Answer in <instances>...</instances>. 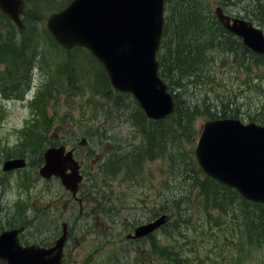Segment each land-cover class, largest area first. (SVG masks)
I'll use <instances>...</instances> for the list:
<instances>
[{
    "label": "rangeland",
    "instance_id": "obj_1",
    "mask_svg": "<svg viewBox=\"0 0 264 264\" xmlns=\"http://www.w3.org/2000/svg\"><path fill=\"white\" fill-rule=\"evenodd\" d=\"M64 1L33 0V11L26 18L28 27L20 31L19 39L14 26L0 15V46L12 38H16L11 41L16 45L26 42V46L31 47H20L23 50L19 57H11L18 61L11 62L16 64L25 59L32 65L29 71L18 76L20 69L17 75L14 68L0 60L3 85L23 79L17 86L20 92L8 95L0 92V161L7 154L23 153L31 161V166L23 173H1L0 208L3 212L16 219L19 218L17 211L28 212L29 216L37 212L43 199L44 203L57 197L64 200L51 210L58 231H61V222L67 220L70 229L78 234V238L73 239L75 247L69 264H148V259L152 258H158L159 264H177L179 255L186 259V264L211 261L214 264H264V208L238 200L235 205L207 209L203 207L207 196H201L196 187L184 206L171 203L168 197L181 188L183 181L178 173L181 168L173 169L171 158L165 156L170 151L146 161L143 168L128 178L122 172L107 178L100 173L99 166L107 161L106 156L112 152L119 157L135 150L143 151L145 146L141 149L137 146L141 147L146 137L124 116L135 110L127 96L121 95L119 102L109 105L99 93L102 83L98 70L103 68L88 52L81 50V56L76 57L79 60L69 68L68 53L52 44L45 30V19ZM216 3L244 16L254 9L253 18L262 20L260 24L264 27V0H211L214 9ZM2 55L1 51L0 57ZM215 55L208 70L207 67L202 69L201 82H188L185 77L179 79L182 84L179 93L183 89L181 96L198 104L199 109L194 116L197 126L191 125L192 133L183 142L187 150L195 149L198 128L210 117L208 110L201 109L206 108V101L220 98L221 105H212L218 114L224 100L229 103L228 114L236 111L246 122L264 120V64L249 63L243 70H236L230 63L231 56L221 52ZM8 91L16 92L11 88ZM41 91L44 92L40 94ZM229 96L235 100H230ZM28 123L32 127L26 130L23 126ZM90 135L94 140L92 147L78 148L77 155L84 159V170L95 187H88L90 194L84 201L85 212L80 214L78 203L74 209L72 205L71 210L67 209L69 196L60 181L40 179L36 168L51 143H66L69 147V142L73 145L82 136ZM96 147L98 152L94 150ZM192 155L195 158V153ZM187 193L188 190L182 194ZM163 211L172 216L165 228L141 241L125 238L137 223ZM51 224L54 225L50 216L40 226L48 230ZM170 249L171 253L177 250L175 259L167 256Z\"/></svg>",
    "mask_w": 264,
    "mask_h": 264
},
{
    "label": "water",
    "instance_id": "obj_2",
    "mask_svg": "<svg viewBox=\"0 0 264 264\" xmlns=\"http://www.w3.org/2000/svg\"><path fill=\"white\" fill-rule=\"evenodd\" d=\"M20 24L18 11L10 0H0ZM217 15L227 28L242 36L247 46L264 53V35L249 21L232 18L218 7ZM163 0H73L47 21L59 41L72 47L87 46L105 64L112 84L131 91L150 118H162L173 109L171 95L157 73L156 50L163 27ZM232 21V23H231ZM197 157L203 169L222 183L236 187L246 198L264 202V126L244 125L237 119H215L204 124ZM24 159H9L4 168L24 166ZM73 151L50 147L45 151L41 173L56 174L74 193L82 176ZM67 169H71L67 172ZM167 215L136 229V236L147 234L167 221ZM63 240L58 241V247ZM60 245V246H59ZM36 257L35 248L22 251L9 264H59L60 253Z\"/></svg>",
    "mask_w": 264,
    "mask_h": 264
},
{
    "label": "trees",
    "instance_id": "obj_3",
    "mask_svg": "<svg viewBox=\"0 0 264 264\" xmlns=\"http://www.w3.org/2000/svg\"><path fill=\"white\" fill-rule=\"evenodd\" d=\"M165 4L167 17L162 48L159 51L160 72L174 93L176 111L171 117L164 120L154 121L148 119L131 95L122 94L114 90L109 83L105 70H98L100 74H98V79L100 78L99 80L102 83V87L100 88L99 86V93L108 100L109 105L112 102H119L121 95L127 96L135 107V110L124 114V116L134 126H137L138 130L143 132V135L146 137L144 142H142V146H137L139 149L145 146L143 151L135 150L119 157H115L113 155L115 153L113 152L110 153L104 165H100V173L105 178L116 176L120 172H123L127 177H131L134 172L144 167L147 159H154L163 153L165 154L166 151H170V154L166 153L165 156L171 158L173 169L181 168L178 173L182 176L183 181L181 188L178 187V190H175V193L168 197L173 201L171 203L176 206H184L187 197H189L196 187L201 196H207L206 198L209 202L206 200L203 204V207L207 209L212 208V206L235 205L238 200L245 201L235 190L223 186L209 177H205L199 181L198 185L194 184L196 178H200L202 171L192 154H189L183 148L182 142L184 138L192 133L191 129L193 127L191 125L197 113L198 104L190 103L188 99L181 96L183 89L179 93L178 88L182 86L179 79L185 77V79H188V82H201V79L204 78L199 76L202 69L207 67L208 70L210 65V54L208 55L210 49L214 50L216 48V51L228 49V52L237 59H241L246 67L249 63L264 64V55L252 53L243 46L239 39L233 38L230 32L225 31L219 26L212 12L211 0H165ZM250 12L252 13H247V15L253 16L255 14L254 9H251ZM13 40L5 41L4 46H0V53L2 51L3 56L16 61L18 59H11V57H19L18 54L23 50L20 47L26 49L27 47H31V45L26 46V42L22 43L23 46L21 43L16 45L11 43ZM78 55L81 56L80 51L71 53L69 56V68H72V65H75V62L79 60L76 58ZM259 58H262V60L259 61ZM21 62L29 66V62L25 59ZM18 64L19 62L12 65L17 75L19 70ZM199 77L201 78L197 79ZM219 100L220 98L206 101V108L201 109L208 108L209 114L215 113L216 111L212 105H221ZM221 103L223 104V102ZM228 104H223V109L221 110L222 114L224 113L223 115L227 113L226 108H228ZM261 121L264 123V120ZM90 137L92 139V135ZM187 190L188 193L183 195L182 193ZM170 206V208L177 210L176 207ZM257 207L263 209L264 205L260 206L258 204ZM183 209L186 211L185 208ZM260 217L258 216V218ZM170 256L174 257L175 253H172Z\"/></svg>",
    "mask_w": 264,
    "mask_h": 264
},
{
    "label": "flooded vegetation",
    "instance_id": "obj_4",
    "mask_svg": "<svg viewBox=\"0 0 264 264\" xmlns=\"http://www.w3.org/2000/svg\"><path fill=\"white\" fill-rule=\"evenodd\" d=\"M28 8V15L30 14ZM11 174H17V172H12ZM0 200L3 196L2 190H0ZM52 206L50 199L44 203V199L40 203V206L38 207L37 212H33L31 216H29L28 212L26 214L20 213L17 211L19 214V218L16 219H11L8 213L3 212V209L0 208V231L6 230V229H11L15 228L21 225H24V219L27 217L33 218L32 219V230L29 234H27V230L23 231L19 235V239L21 243H35L37 245L45 246L48 247L50 246L56 239L57 235V229H56V221L54 218V214H52ZM16 211V210H15ZM50 216L53 220V224H51V228L46 230L45 227H41L40 225L45 224L49 219ZM66 247V246H65ZM68 250V245L67 249L65 250V254L67 253ZM0 264H3V262L0 260Z\"/></svg>",
    "mask_w": 264,
    "mask_h": 264
}]
</instances>
